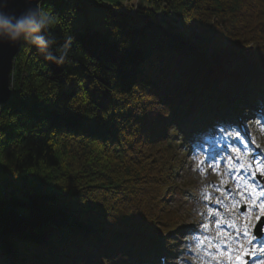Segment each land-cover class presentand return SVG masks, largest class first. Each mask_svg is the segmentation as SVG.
<instances>
[{
  "label": "trees",
  "instance_id": "obj_1",
  "mask_svg": "<svg viewBox=\"0 0 264 264\" xmlns=\"http://www.w3.org/2000/svg\"><path fill=\"white\" fill-rule=\"evenodd\" d=\"M88 1L41 3L63 63L26 42L15 58L0 113V264L145 259L181 218L168 200L185 122L264 94V0H140L135 14ZM88 6L105 7L103 26L72 27Z\"/></svg>",
  "mask_w": 264,
  "mask_h": 264
},
{
  "label": "rangeland",
  "instance_id": "obj_2",
  "mask_svg": "<svg viewBox=\"0 0 264 264\" xmlns=\"http://www.w3.org/2000/svg\"><path fill=\"white\" fill-rule=\"evenodd\" d=\"M104 1L106 4L128 14H135L136 8L140 4V0ZM86 2L89 3L88 0ZM80 7H82L81 4ZM104 12L105 7L100 6H88L85 11L80 9L77 11V15L74 16L71 25L77 28L82 24L90 23L95 28H101ZM178 25L183 30V25L181 23ZM184 33L187 34V31ZM23 75L26 76L24 73ZM14 85L15 82H11L12 91ZM191 123L190 120L186 122V124ZM241 140L243 142L244 140H259L261 144H258V146L264 148V124L259 120L252 122L251 135ZM236 146H239V144ZM236 146L228 148L225 152L213 154V158L202 151L197 144H192L189 151L181 152L184 164L180 167L173 193L168 200L169 207L181 215V218L178 219V222H181L179 226L181 235L174 236V229L167 228V231L170 232L171 230L170 236L177 238L175 245H172L171 242L169 244V246L176 249L174 254L176 258L173 259L174 264H233L232 254L227 249L228 233L220 227L223 218L218 210L210 208L208 204L210 199L216 198V190L211 185L210 179L218 178L223 182H239L237 171L232 175L228 173L230 166L237 169L238 162L247 164L254 170L256 169L257 172L263 175L264 179V163L249 157L250 147H253L254 144H250L245 149L241 148L238 153L232 151L233 148L239 149ZM213 148V152H216L215 146ZM229 157L232 158L231 161H229ZM226 197L228 204L225 207L229 209L230 221L237 229L240 230L246 225H250L254 216H261L262 211L256 212L250 207L245 189H241L235 195ZM221 201L225 202L222 199Z\"/></svg>",
  "mask_w": 264,
  "mask_h": 264
},
{
  "label": "clouds",
  "instance_id": "obj_3",
  "mask_svg": "<svg viewBox=\"0 0 264 264\" xmlns=\"http://www.w3.org/2000/svg\"><path fill=\"white\" fill-rule=\"evenodd\" d=\"M12 2L13 0H0V43L15 46L26 42L41 52L46 60L63 63L66 51L60 56L53 55L50 51L55 40L51 38L49 30L55 17L32 6L17 13L9 8ZM28 3L31 4V0Z\"/></svg>",
  "mask_w": 264,
  "mask_h": 264
},
{
  "label": "water",
  "instance_id": "obj_4",
  "mask_svg": "<svg viewBox=\"0 0 264 264\" xmlns=\"http://www.w3.org/2000/svg\"><path fill=\"white\" fill-rule=\"evenodd\" d=\"M44 0H13L9 4L11 10L17 13L23 11L26 7H38L41 9V3ZM22 42L12 46L6 43H0V113L2 106L7 104L12 96L11 77L13 73L15 58L20 52Z\"/></svg>",
  "mask_w": 264,
  "mask_h": 264
},
{
  "label": "snow or ice",
  "instance_id": "obj_5",
  "mask_svg": "<svg viewBox=\"0 0 264 264\" xmlns=\"http://www.w3.org/2000/svg\"><path fill=\"white\" fill-rule=\"evenodd\" d=\"M236 138H237V139H240V134H239V133L236 134ZM242 142H243V141H242ZM245 146H247V145H245ZM232 151L238 153V152H240V149L233 148ZM231 160H232V158L229 157V161H231ZM241 167H243V165H241ZM261 209H262L261 217H258V218H257V226H258V227L260 226L261 218H264V205H261ZM242 235H243L244 237H248V238H249V244H250V245L254 242L255 239L258 238V237H256V236H250V234H249V232L247 231V229L242 233ZM260 252H261V253H264V248H261V249H260ZM248 255H255V253L252 251L251 248L245 250L242 256H239V257L236 258V260H237V264H245L244 257H245V256H248ZM258 264H264V260H260V261H258Z\"/></svg>",
  "mask_w": 264,
  "mask_h": 264
},
{
  "label": "built area",
  "instance_id": "obj_6",
  "mask_svg": "<svg viewBox=\"0 0 264 264\" xmlns=\"http://www.w3.org/2000/svg\"><path fill=\"white\" fill-rule=\"evenodd\" d=\"M12 77H13V75H12Z\"/></svg>",
  "mask_w": 264,
  "mask_h": 264
}]
</instances>
